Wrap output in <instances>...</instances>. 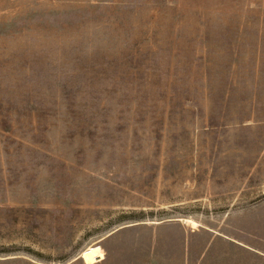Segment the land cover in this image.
Wrapping results in <instances>:
<instances>
[{"label":"rangeland","instance_id":"1","mask_svg":"<svg viewBox=\"0 0 264 264\" xmlns=\"http://www.w3.org/2000/svg\"><path fill=\"white\" fill-rule=\"evenodd\" d=\"M93 244L264 264V0H0V264Z\"/></svg>","mask_w":264,"mask_h":264},{"label":"bare ground","instance_id":"2","mask_svg":"<svg viewBox=\"0 0 264 264\" xmlns=\"http://www.w3.org/2000/svg\"><path fill=\"white\" fill-rule=\"evenodd\" d=\"M190 223L195 226V222L190 220ZM80 257L83 259L85 264H94L104 258V252L100 246L93 244L84 249L81 252Z\"/></svg>","mask_w":264,"mask_h":264}]
</instances>
